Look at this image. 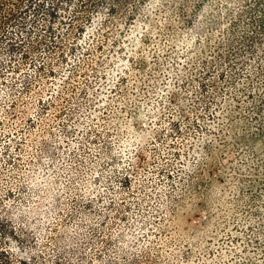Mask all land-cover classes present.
Segmentation results:
<instances>
[{
    "label": "rangeland",
    "instance_id": "1",
    "mask_svg": "<svg viewBox=\"0 0 264 264\" xmlns=\"http://www.w3.org/2000/svg\"><path fill=\"white\" fill-rule=\"evenodd\" d=\"M70 13L45 70L47 50L0 44V221L17 229L14 253L28 264H264L252 99L225 141L208 135L217 122L197 118L199 81L182 55L195 32L178 31L181 56L169 60L142 38L141 17L100 48V15L77 38Z\"/></svg>",
    "mask_w": 264,
    "mask_h": 264
},
{
    "label": "trees",
    "instance_id": "2",
    "mask_svg": "<svg viewBox=\"0 0 264 264\" xmlns=\"http://www.w3.org/2000/svg\"><path fill=\"white\" fill-rule=\"evenodd\" d=\"M72 1L78 3L73 14ZM206 3L211 7L203 11ZM147 4L153 11L145 14ZM66 13H70L68 26L78 32L77 38L87 31L86 24L94 23V16L100 15L96 28L100 48L120 21L132 23L141 17L150 29L142 38L167 48L169 60L181 56L178 31L195 32L194 45L182 55L186 56L185 65L191 67L186 74L199 81L198 94L192 100L197 118L209 116L217 122L208 135L225 141L242 113V98L247 97L252 99L248 110L258 125L252 136H264V0H0V44L6 42L24 57L47 50L40 64L45 70L49 59L64 49L63 36L54 25L56 21L65 23ZM62 60H66L63 55ZM138 63L141 65L142 59L133 62L134 67ZM8 222L0 221V264H28L14 253L9 240L19 235L11 224L7 229Z\"/></svg>",
    "mask_w": 264,
    "mask_h": 264
}]
</instances>
